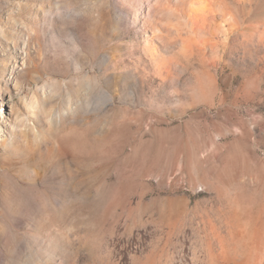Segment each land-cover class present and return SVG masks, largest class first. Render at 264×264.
<instances>
[{"label": "rangeland", "instance_id": "obj_1", "mask_svg": "<svg viewBox=\"0 0 264 264\" xmlns=\"http://www.w3.org/2000/svg\"><path fill=\"white\" fill-rule=\"evenodd\" d=\"M0 264H264V0H0Z\"/></svg>", "mask_w": 264, "mask_h": 264}, {"label": "bare ground", "instance_id": "obj_2", "mask_svg": "<svg viewBox=\"0 0 264 264\" xmlns=\"http://www.w3.org/2000/svg\"><path fill=\"white\" fill-rule=\"evenodd\" d=\"M183 1V0H182ZM204 2H209V0H204ZM156 16L161 18H167L169 20H178L179 24L185 28L195 29L198 28L202 30L205 28L204 22L201 21L198 16H193L191 14H186L183 11L174 10L168 6L155 4L151 7L150 16ZM188 30V29H187Z\"/></svg>", "mask_w": 264, "mask_h": 264}]
</instances>
